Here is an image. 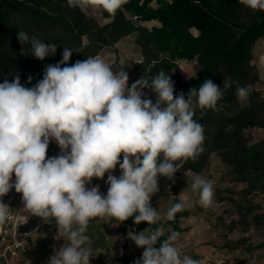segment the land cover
Wrapping results in <instances>:
<instances>
[{
    "label": "clouds",
    "instance_id": "1",
    "mask_svg": "<svg viewBox=\"0 0 264 264\" xmlns=\"http://www.w3.org/2000/svg\"><path fill=\"white\" fill-rule=\"evenodd\" d=\"M67 2L81 11L98 4L114 13L125 0ZM243 3L264 11V0ZM17 38L22 45L30 43L32 54L40 60L57 51L55 43L45 44L23 30ZM73 52L77 51L64 47L62 60L48 65L43 78L31 88L21 84L19 75L0 83V198L15 189L22 194L25 209L46 223L55 220V239L68 243L58 251L53 249L49 264H90L92 240L85 233L90 219L105 216L121 223L129 218L136 225L147 222L148 227L138 234L128 232L127 238L144 248L134 264H200L181 256L176 246L179 232L171 231L160 241L165 233L162 226L151 227L161 219L151 197L159 192V178L172 180L187 158L203 151L204 128L194 118L196 109L219 111L217 103L225 90L238 82L225 77L220 87L205 79L187 97L180 93L174 98V82L163 69L150 81L144 75L129 87L127 72L122 69L114 74L102 58L88 57L67 66ZM250 87L238 86V99L245 100ZM144 88L157 94L155 103L143 98ZM52 140L60 154L49 158ZM117 165L119 177L112 174ZM105 173L106 195L98 185L86 187ZM191 188L203 205L211 204V181L197 174ZM182 210V202L173 203L167 219L174 220ZM9 216V206L0 199V225ZM74 224L78 227L73 228Z\"/></svg>",
    "mask_w": 264,
    "mask_h": 264
},
{
    "label": "trees",
    "instance_id": "2",
    "mask_svg": "<svg viewBox=\"0 0 264 264\" xmlns=\"http://www.w3.org/2000/svg\"><path fill=\"white\" fill-rule=\"evenodd\" d=\"M90 5L98 6L108 21L100 23L80 8L70 7L67 0H0V83L19 75L21 84L31 88L48 65L62 60L64 47L78 52L70 57V66L130 35L143 57L136 63L140 78L145 75L150 81L163 69L174 82V98L180 93L187 97L205 79L223 87L224 78L231 77L238 84L225 90L217 103L219 111L196 109L194 118L204 128L203 151L187 158L172 180L159 178V192L151 197V204L158 210V198H166L177 186L187 187V173L201 174L216 154L232 182L246 183L241 201H233L240 214L236 220L247 226L259 224L264 211L252 215L250 211L257 207L253 196L264 193V138L248 144L245 130L264 129V96L255 88L259 76L252 64L256 42L264 36V11L247 7L243 0H125L114 13ZM153 20L159 25L141 23ZM20 30L45 44L55 43V55L37 59L30 43L19 42ZM182 59L195 60L199 66L186 79L177 71V61ZM248 85L249 95L241 101L236 89Z\"/></svg>",
    "mask_w": 264,
    "mask_h": 264
},
{
    "label": "rangeland",
    "instance_id": "3",
    "mask_svg": "<svg viewBox=\"0 0 264 264\" xmlns=\"http://www.w3.org/2000/svg\"><path fill=\"white\" fill-rule=\"evenodd\" d=\"M152 5H155V2ZM84 12L100 23L108 21L101 16L98 6L89 4ZM133 19H136V17L133 16ZM141 23L149 27L159 25L157 20ZM192 32L195 35L199 33L195 28L192 29ZM95 57L104 59L112 67L114 74L122 69L127 72L129 87L140 79L136 63L141 61L143 57L138 45L134 41L133 35L123 38L113 47L104 48ZM253 67L259 76L258 69L255 65ZM198 69L199 66L195 60L187 61L182 59L177 61V71L183 79L195 74ZM143 92V98H150L153 103L156 102L157 94L155 92L151 89L143 90ZM245 138L248 144L260 141L264 138V129H246ZM59 154L60 148L58 144L54 140L50 141L47 157L50 158ZM122 159L123 153L120 156L121 162ZM227 169V166L224 165L221 159L216 154H213L208 168L199 174L211 181L213 185L214 196L211 204L207 206L201 203L198 192H194L191 188L193 177L197 175L193 172L187 173V187L177 186L175 191H168L169 196L158 199L167 203L169 207L172 205L173 200L177 203L180 199L183 206L189 209V218H192L190 230L180 233L181 235L176 243L181 245L179 242L185 240L184 246L186 251L196 253V258L201 264H264V218L259 224H251L250 226L236 220L240 219V214L233 201H241L243 197L241 191L246 187V183L232 182L229 176L226 175ZM112 174L117 177L121 175L119 165L116 166ZM107 176L108 173L103 179L97 180V178H93L94 186L98 185L104 191H107L109 187L106 183ZM14 181L15 175L13 174ZM86 187L89 186L86 185ZM252 201L257 207L250 211V215L262 213L264 211V193L255 194ZM12 210L15 211L16 208ZM26 236L22 235L18 239L23 240ZM239 240L243 242L240 243L238 242ZM25 241L28 243L27 239ZM226 244H229V246H225ZM19 250L22 251V249H18L17 251ZM180 253L185 254L184 252Z\"/></svg>",
    "mask_w": 264,
    "mask_h": 264
},
{
    "label": "crops",
    "instance_id": "4",
    "mask_svg": "<svg viewBox=\"0 0 264 264\" xmlns=\"http://www.w3.org/2000/svg\"><path fill=\"white\" fill-rule=\"evenodd\" d=\"M252 63L259 72V81L256 83L255 88L264 96V36L256 42ZM106 175L107 173H105ZM88 186L89 188L94 186L93 181ZM99 189L103 195L107 194V191H104L102 187H99ZM4 200L10 208H16L15 211H20L21 215L29 216L32 213L30 210L24 208L22 194L17 193L15 189H12L4 196ZM177 202H181V200L179 199ZM173 203H176V201L173 200ZM168 208L167 203L161 201L158 207L161 219L157 224L151 226L153 228L163 227L165 235L160 238V241L166 239L171 231L182 233L190 230L192 218H189V209L183 206V210L176 213L175 219L169 221L166 217ZM176 217L178 218L176 219ZM47 219L51 220V218ZM76 227L78 225L74 224L73 228ZM147 227V222H141L139 225H136L134 218H129L122 223L108 216L90 219L87 232L85 233L92 240L91 248L93 257L90 258V264H134L136 260L142 257L144 248L137 247L134 241L128 239V232L133 230L138 234ZM57 234L58 229L55 220H52L50 223L43 221L42 225L36 231L27 236L24 235L28 243L25 239H19L24 244L25 250H19L14 255L10 253L2 255L5 246L19 237L13 233L12 228L8 225H0V264H49V259L54 254L53 249L55 248L58 251L64 243H68L67 240H63L60 237L55 239ZM184 241L179 242L181 245L176 243L180 252L185 253H181V256L188 255L197 260L196 253L186 251L184 246L186 241ZM157 247H159V242Z\"/></svg>",
    "mask_w": 264,
    "mask_h": 264
},
{
    "label": "water",
    "instance_id": "5",
    "mask_svg": "<svg viewBox=\"0 0 264 264\" xmlns=\"http://www.w3.org/2000/svg\"><path fill=\"white\" fill-rule=\"evenodd\" d=\"M44 220L31 213L29 216L20 215L17 223L14 226V233L17 237L28 235L36 231Z\"/></svg>",
    "mask_w": 264,
    "mask_h": 264
},
{
    "label": "built area",
    "instance_id": "6",
    "mask_svg": "<svg viewBox=\"0 0 264 264\" xmlns=\"http://www.w3.org/2000/svg\"><path fill=\"white\" fill-rule=\"evenodd\" d=\"M3 200V202L5 204H7L3 198H0ZM8 205V204H7ZM9 206V205H8ZM9 212H10V216L9 219L6 221L5 225H8L9 227L12 228V231L14 233V226L17 223L19 216L21 215L20 211H14L10 208L9 206ZM18 249H23L25 250L24 244L22 243V241H20L19 239H15L13 240L11 243H9V245H6L5 248L3 249V253L2 255H5L6 253H10L11 255H14L17 253Z\"/></svg>",
    "mask_w": 264,
    "mask_h": 264
}]
</instances>
